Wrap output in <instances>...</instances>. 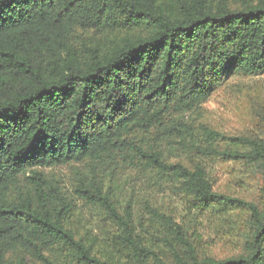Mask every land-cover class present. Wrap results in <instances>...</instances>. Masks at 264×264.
I'll return each instance as SVG.
<instances>
[{
    "label": "trees",
    "instance_id": "16d2710c",
    "mask_svg": "<svg viewBox=\"0 0 264 264\" xmlns=\"http://www.w3.org/2000/svg\"><path fill=\"white\" fill-rule=\"evenodd\" d=\"M262 76L264 0H0V264H264V183L251 200L218 193L208 168L264 179V139L185 120L232 79ZM79 164L146 172L189 211L245 215L250 232L218 259L191 221L151 200L138 220L95 171L74 200L43 171ZM80 206L112 225L117 257L78 234Z\"/></svg>",
    "mask_w": 264,
    "mask_h": 264
},
{
    "label": "rangeland",
    "instance_id": "374dc122",
    "mask_svg": "<svg viewBox=\"0 0 264 264\" xmlns=\"http://www.w3.org/2000/svg\"><path fill=\"white\" fill-rule=\"evenodd\" d=\"M201 118L215 130L225 135H254L264 139V76L251 79H232L217 90L212 99L201 110L185 116V120ZM165 160L176 163L184 161V152L178 147H159ZM209 176L218 193H225L243 199H254L264 179L256 180L254 171L246 165L234 162L210 164ZM48 179L70 200L76 199L73 186L78 176L96 177L104 188L112 190L116 201L126 205L136 202V215L143 217L144 202L151 200L163 208L176 213L179 219L191 221L194 225L192 236L199 248L218 259H225L240 252V242L251 229L245 215L231 214L213 217L210 212L200 214L189 211L182 201L174 197L166 187L155 185L152 176L141 171H116L108 164L92 167L89 164L71 165L43 170ZM155 181V180H154ZM152 185V186H150ZM124 208V207H123ZM147 226V221L144 223ZM74 227L79 235L86 234L94 241L100 256L117 257L111 247L114 245L110 232L114 229L101 215L93 210L78 207ZM158 249L162 250L159 245Z\"/></svg>",
    "mask_w": 264,
    "mask_h": 264
}]
</instances>
